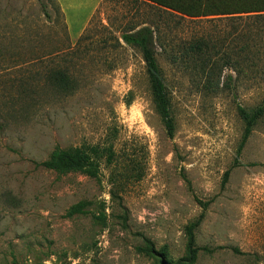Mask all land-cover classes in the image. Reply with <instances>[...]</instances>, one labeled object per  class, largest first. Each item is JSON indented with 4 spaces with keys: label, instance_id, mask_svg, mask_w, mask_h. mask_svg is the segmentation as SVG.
I'll list each match as a JSON object with an SVG mask.
<instances>
[{
    "label": "rangeland",
    "instance_id": "obj_1",
    "mask_svg": "<svg viewBox=\"0 0 264 264\" xmlns=\"http://www.w3.org/2000/svg\"><path fill=\"white\" fill-rule=\"evenodd\" d=\"M82 1L66 22L56 0H0V264H264V112L237 152V106L264 107V24L181 18L140 0H102L87 21ZM142 23L159 25L172 137L140 52L121 39ZM197 39L221 67L209 84L181 57ZM62 69L73 92L49 78ZM82 144L113 146L97 178L36 164ZM79 200L87 212L67 217ZM199 215L189 261L186 226Z\"/></svg>",
    "mask_w": 264,
    "mask_h": 264
},
{
    "label": "trees",
    "instance_id": "obj_2",
    "mask_svg": "<svg viewBox=\"0 0 264 264\" xmlns=\"http://www.w3.org/2000/svg\"><path fill=\"white\" fill-rule=\"evenodd\" d=\"M146 5L156 7L160 11L177 15L181 18L200 19L217 18L224 20L250 21L254 24H264V0H140ZM261 26L251 30L253 33L244 36L246 44L242 49L250 47V40L256 31H261ZM159 25L142 23L138 27H133L121 33V39L127 45L135 47L141 54L144 61L145 74L150 91L153 108L158 115L166 135L172 137L175 131L174 119L170 110V100L166 86L162 77L161 69L156 58V40ZM256 45V44H254ZM181 57L190 58L192 61H198L200 71L204 79L209 84L212 78L220 76L221 67L212 58L211 51L214 47L209 45L204 39L193 40L187 45H183ZM229 77V76H227ZM49 78L53 86L63 92L70 93L75 89L73 81L65 70H52ZM237 112L243 123V131L237 152L241 150L245 141L252 132L257 119L264 112L263 106L254 109H246L240 105L237 106ZM115 152L112 144L100 146L97 144H82L80 146H70L62 148L54 147L48 156L36 162L37 165L55 171L57 173H80L90 178H97L99 165L104 162L110 164L114 161ZM229 169L223 174V183L227 180ZM189 184L188 180H185ZM113 193V192H111ZM201 206L206 207L207 203L194 198ZM91 202L89 200H79L71 204L65 215L67 217L79 214H85ZM95 219L103 220L104 214L94 216ZM202 219L199 215L194 221L186 226V249L188 252L187 260L193 261L196 257L198 248L194 246V230L198 227ZM236 251V249L234 250Z\"/></svg>",
    "mask_w": 264,
    "mask_h": 264
},
{
    "label": "crops",
    "instance_id": "obj_3",
    "mask_svg": "<svg viewBox=\"0 0 264 264\" xmlns=\"http://www.w3.org/2000/svg\"><path fill=\"white\" fill-rule=\"evenodd\" d=\"M56 1L60 7V10L63 14L64 19L66 20V22H68V9H69L70 4L73 3V0H56ZM101 1L102 0H83L82 1L83 2L82 4L84 5H81V6H85L87 8L88 5H90L88 13H87L88 15L87 21L92 16V14L94 13V11L96 10V8L98 7ZM79 5L80 4H78V6Z\"/></svg>",
    "mask_w": 264,
    "mask_h": 264
}]
</instances>
